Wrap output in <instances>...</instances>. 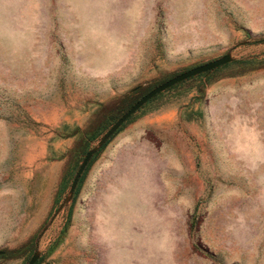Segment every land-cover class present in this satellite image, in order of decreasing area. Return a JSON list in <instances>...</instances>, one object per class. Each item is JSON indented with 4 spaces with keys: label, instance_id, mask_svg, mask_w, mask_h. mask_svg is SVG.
I'll use <instances>...</instances> for the list:
<instances>
[{
    "label": "rangeland",
    "instance_id": "374dc122",
    "mask_svg": "<svg viewBox=\"0 0 264 264\" xmlns=\"http://www.w3.org/2000/svg\"><path fill=\"white\" fill-rule=\"evenodd\" d=\"M33 252L264 264V0H0V264Z\"/></svg>",
    "mask_w": 264,
    "mask_h": 264
},
{
    "label": "water",
    "instance_id": "95a60500",
    "mask_svg": "<svg viewBox=\"0 0 264 264\" xmlns=\"http://www.w3.org/2000/svg\"><path fill=\"white\" fill-rule=\"evenodd\" d=\"M245 42H241L240 44H244ZM232 61V56L230 54V51L225 52L221 56L208 60L204 63H201L199 65H195L193 67H190L186 70H183L177 74H174L173 76L165 79L164 81L160 82L159 84L153 86L150 90H148L145 94H143L139 99H137L125 112H123L113 123L112 125L99 137L97 143L89 148L82 160L80 161L75 174L73 175V178L71 180V183L69 185V188L67 190L66 196L63 198L59 206L57 207V210L61 208V206L68 202L72 196V193L74 191V188L76 186V183L80 177V174L82 173L83 169L85 168L87 162L90 160L92 155L106 142V140L118 129V127L136 110L138 109L142 104H144L146 101H148L150 98L155 96L156 94L172 87L173 85L188 79L190 77L196 76L198 74L213 70L219 66H222L226 63H229ZM39 257L38 252H33L32 255L29 257L26 264H34L36 260Z\"/></svg>",
    "mask_w": 264,
    "mask_h": 264
},
{
    "label": "trees",
    "instance_id": "16d2710c",
    "mask_svg": "<svg viewBox=\"0 0 264 264\" xmlns=\"http://www.w3.org/2000/svg\"><path fill=\"white\" fill-rule=\"evenodd\" d=\"M202 74V73H201ZM174 86V85H173Z\"/></svg>",
    "mask_w": 264,
    "mask_h": 264
}]
</instances>
